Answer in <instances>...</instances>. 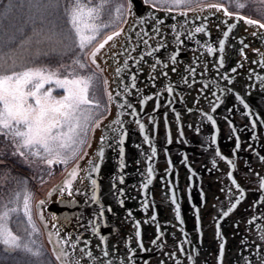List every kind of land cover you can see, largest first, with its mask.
Instances as JSON below:
<instances>
[{
  "label": "flooded vegetation",
  "instance_id": "1",
  "mask_svg": "<svg viewBox=\"0 0 264 264\" xmlns=\"http://www.w3.org/2000/svg\"><path fill=\"white\" fill-rule=\"evenodd\" d=\"M197 27L202 26L193 25V28H191V24L187 23V27L182 29L185 31L188 28L194 35H198L195 32ZM213 29L214 34L227 31V28L224 29L221 26H214ZM163 42L169 46V51L164 55L160 54L161 52L155 54V58L161 60L168 59L176 51V48L173 47L174 40L172 42L163 40ZM124 43L125 41L123 47ZM246 44H248V47L244 49L243 56L230 64L231 51L235 49L232 45L226 43V51L223 53L226 57L225 64L220 67L218 60L222 54L219 52V47L216 59L212 61L208 59L207 47L195 46L189 41L183 42L178 46L180 52L177 57L178 62L175 65L168 60L163 62L168 63L169 68L163 70L168 71L171 77L165 78L159 75L155 81L149 80L147 65H144L146 69L138 73L141 80L137 85L141 91L137 95L152 96L153 99L141 105L136 99L137 95H135V101H129L136 109L135 116L131 114L132 110L128 108L118 109L117 111L122 113L120 119L127 126L124 125L129 137H126L125 140H131V126L136 125L138 128L135 120L139 119L145 125L144 132L140 131L135 139L139 147L135 148L133 152L127 151L128 155L126 157L138 160L136 167H139V169L131 173L128 171L127 175L130 177L128 179L130 180L129 188L131 190L128 192L129 196L122 199L123 205L126 204V207L122 211L117 210L118 214L114 220H109L107 224L100 223L101 234L108 237L106 244H101L98 238L92 237L90 229L87 231L83 227L77 229L82 234V239L91 240L90 247L96 253H100V248L106 247L111 253V259L117 261V264L119 261L125 260L126 254L131 255L128 248L135 252V256L133 261H127V264H161V262L163 264H177V262L179 264H257L260 261V257L264 255V246H261L258 239L260 235L258 226L264 227V216L261 215L264 212V203L260 202L264 193L259 190L258 183L260 179L264 178V161L260 159L264 156V135L261 132L262 130H258L252 125L254 122L252 118L253 104L245 100L249 104V108L245 109L243 104L235 99V93H239L244 99H247L255 91L249 89L248 86L245 91H242L243 86L237 85L238 81L235 77L239 68L249 69L246 74L247 76L252 75L255 67H251L250 57L262 58L260 52H264V49L261 48L262 45L256 44L255 41ZM128 50V48H125V52ZM146 60L151 62L152 59L146 57ZM182 60L188 62L183 63ZM133 64L134 61L129 60V65L132 66ZM236 65L238 67L237 72L232 73L231 69ZM173 66L177 68V72H184L188 67L196 69L195 73H185L189 84H183L177 72L170 70ZM161 67L157 66L158 71ZM217 69L219 70L217 71ZM153 75L156 74L153 73ZM224 75L230 77L233 83L228 84V81L222 78ZM168 81L176 86L173 93L164 91V86ZM153 83L156 87H152ZM216 83H219L221 88L230 87L234 92H221L216 87ZM205 84L211 85V89H205L203 87ZM157 92L161 94L157 96ZM213 92H215V95H213ZM249 93L251 94L249 95ZM216 96H220L223 102L220 103L215 112H212V102L216 100ZM107 102L109 104V101ZM236 109L248 113L246 122H241L235 116L234 110ZM201 110L203 113L214 117L216 120L215 126L206 119ZM111 112L110 108L103 119L110 118ZM260 123L264 124V119H260ZM106 125L108 124L105 123ZM197 128H199V133L196 131ZM110 134L112 132H109ZM213 135L216 137L215 143L211 142ZM145 136L149 137L148 141H145ZM237 142L240 144L238 150L235 147ZM153 147L156 149V155L149 162L146 157L151 155V148ZM217 150L225 159L216 156ZM169 160L171 164H169ZM227 160L234 161L235 168L229 165ZM4 161L6 163L3 165L7 164L13 175L28 181L34 189L41 184H50L48 190L39 198L36 204L37 219L40 220L41 212H43L44 218L49 217L46 218L48 220H52L53 215L61 216L60 205L56 201L59 187L67 179V172L79 164L81 159L64 175L61 164L51 166L49 172L45 175L44 172H32L31 165L29 166L23 158L21 159L18 156L5 158ZM149 163L154 168V172L152 182L147 188H144L143 183L147 177L146 168ZM229 172L232 173V179H236L240 185L243 182L247 183L243 188L248 190V195H245L248 201L246 203L244 198L242 203L228 217L223 218L219 214L222 210H226L229 204V189L231 188L235 192V186L232 185V179L228 175ZM42 175L45 176L44 180H40ZM53 189H56V191L49 198L48 194ZM173 196L176 200L175 204L172 203ZM41 200L45 201L44 206L39 204ZM83 200L79 199V202L83 203ZM120 200L113 199L109 201L116 206L120 204ZM246 204H248V207ZM177 205L179 206V219L176 213ZM205 208L207 210L203 212ZM113 210L116 211V208ZM71 211V215H78L83 211V222L85 224L95 212L93 206L85 207L83 205H81V208L72 207ZM129 211L132 213L131 217L127 215ZM196 211H198L197 214L200 215L202 220H208V226L213 232L216 233V225H220V231L224 233L223 238L227 237L230 242L227 254L228 263L225 262L224 258L221 261L218 243L216 245L211 243L206 245L204 243V234L198 232L204 244L199 240L191 241V237H185V235L193 234L192 213H196ZM118 215L121 216L118 217ZM153 216L155 220L152 219ZM253 217H255V220L252 225H249L250 229L243 230L247 221ZM137 221H139V237L135 235L137 228L134 225ZM240 225H242V229ZM54 227L55 234L53 237H57L56 228L59 225ZM73 228H75V221H73L70 229H67V227L65 229L60 228V236L63 237L67 232H71ZM237 230L239 232L234 234ZM229 231L230 233L227 234L226 232ZM43 232L47 239L45 228ZM158 235L160 238L157 240ZM154 239L158 241L157 246L153 244ZM211 241H216V238H211ZM145 242L148 245H144ZM140 243H143L144 249H147V251L139 248ZM159 244L165 247L159 250ZM56 245V243L53 244L54 248H56ZM59 245L61 243H58ZM170 245L180 247L179 256H175L168 251L165 252V248L170 249ZM80 247H84V245L81 244ZM59 250L61 251V248ZM59 250L57 249L58 253ZM206 254H209V256H205ZM189 256H191V259H189Z\"/></svg>",
  "mask_w": 264,
  "mask_h": 264
},
{
  "label": "snow or ice",
  "instance_id": "2",
  "mask_svg": "<svg viewBox=\"0 0 264 264\" xmlns=\"http://www.w3.org/2000/svg\"><path fill=\"white\" fill-rule=\"evenodd\" d=\"M110 2H112V0H100L98 4L90 5L82 2V0H73L71 5L65 7L69 23L76 37V46L80 49V55H83L85 50L92 45L102 29L111 26L109 23H96V21L102 19L104 8ZM143 3L149 5L151 8H157L158 3H161L167 5V11H171L173 7L179 8L189 5L190 0H143ZM20 6L23 7V5ZM27 6L31 13L29 21L33 26V34L25 41H22L20 47L24 48L27 45L30 49L31 45L35 43L37 45L36 58L38 59L41 55L48 56L49 53H42L39 48V45L42 44L46 38L43 35V28H37L36 25L44 24L49 10L58 8L60 6V0H28ZM244 6V4H238L240 8ZM14 7H16V5L12 0H9V3L4 5L3 14L7 16L8 12ZM209 7L215 8L218 11L222 9V5L218 4H212L209 5ZM114 10L116 20H119L122 14H126L133 18V25L139 26L140 31L137 32L135 27L130 26L129 33L127 34H124L123 28L112 32L91 51L88 58H90L91 64L95 65V68L100 73H103L104 69L97 63L98 54H100L101 50L105 48L109 41H113L114 38L122 34L125 35V46L121 48L120 51L112 52L109 50V52L105 53V64H107L108 60H111L115 65L113 71V82L116 83V88L114 89L115 97H121L123 102H117L112 91H108L109 81L107 78H105L104 84L109 101V110L111 104L116 103L117 108L131 109V114L135 116L136 109L127 99V97L132 94V90H136L137 93L141 91L136 83L138 77L135 73L142 72L144 70V65H147L149 80L155 81L159 75L165 78L169 76V72L163 70L169 68L168 63H163L161 59L155 58V54L158 53L160 49L168 47V45L159 40L155 41L154 44L150 43V41L153 40L152 34L156 36L162 34L161 28L158 27V25H163L164 20L158 19L151 11L147 12L146 15L137 16L134 11L133 0H116L114 3ZM223 11L226 16L232 15L227 11V8H223ZM180 14L186 15L184 12ZM236 19L244 20L245 23L250 26L256 25L258 29H264V22L245 18L242 15L237 16ZM124 22L127 23V20ZM148 23H152L153 25L151 29L152 34L143 27L144 24ZM221 23L227 24V21L222 20ZM180 27L182 29L183 25ZM235 27L236 23L228 24L227 31L223 32V38L218 41L219 52L222 54L218 60L220 67L224 66L226 59L223 55L226 51L225 41L229 33L232 32ZM171 28L175 42L173 47L176 48V51L170 55L168 59L175 65L178 62L177 57L180 54L178 46L183 43L181 35L184 33L182 31H177V25L175 24L171 25ZM204 31V27H197L195 29L196 33H203ZM132 34H135V42H133ZM252 35L264 40V33L253 32ZM189 38H191V34H189ZM13 42L14 41H9V43ZM239 43L243 45L240 49L243 55V50L248 47V44H246L243 39H241ZM132 44H134V46L130 47V49L125 52V48ZM141 44L144 46L143 50L138 57H134L132 53L137 52ZM206 46L208 53L216 51V49L210 45ZM112 47L116 48L117 45L114 43ZM257 51H259V49H257ZM80 55L72 61V66L65 68V74H62L59 68L53 70L48 66L23 67L21 70H16V58L11 52H0V69H2L0 70V136L11 138L15 148V151L12 153L13 156L19 155L26 163L29 157L40 159L43 160L49 168L55 164H63L65 165V171H67L69 161L79 156L83 145L87 142L88 130L92 128V131H94L95 128L100 127L99 121H96L95 127H92V109L98 108L99 104L89 97V90L92 87L93 81L96 79V72H91L87 75L83 74L88 68V65L80 59ZM122 56L125 58L123 60L119 59V57ZM260 56L264 57V52H260ZM146 57L153 59L149 62L146 60ZM9 60H11L10 68L5 67ZM129 60L134 61L132 66L129 65ZM254 63H259L261 67H264V59L254 61ZM157 66H162L159 71ZM61 67L64 66L61 65ZM77 68L81 70L79 73L77 72ZM170 70L172 72H177V68L174 66ZM218 70L219 69H217V71ZM195 71V68L188 67L184 72H177V74L180 81L187 85L189 84V80L185 73H195ZM231 71L232 73H236L237 68L233 67ZM153 73L156 75H153ZM222 78L227 80L228 84L233 83V80L227 75H224ZM250 78L251 74L249 75V79ZM256 78L260 81L262 86L261 91L264 92V77L257 74ZM152 87H156L155 83H153ZM175 87L176 86L171 81H168L164 86V91L173 93ZM203 87L205 89H211L212 86L205 84ZM216 87L221 92H234L230 87L221 88L219 83H216ZM248 87H251V85H248ZM57 90L60 91L59 97L54 95V92ZM160 94V92L156 93L157 96ZM250 94L251 93H249V95ZM213 95H215V92H213ZM136 99L141 105H144L148 100L153 99V97L137 95ZM235 99L243 104L245 109L249 108V104L245 102L244 97L239 93H235ZM198 102L197 100V103ZM222 102L221 97L216 96V100L212 102L211 111L215 112ZM189 111H191V109H189ZM202 114L206 116V119L210 121L213 126L216 125V120L212 115L203 113V111ZM121 115L122 113L117 112L116 118L105 126V131L100 137V144L95 152V156L88 160L87 168L82 169L79 164H77L71 171L67 172V179H65L63 185L59 187L58 203L64 204L65 206L81 208V203L77 201L76 197L83 196V205L85 207L98 205V208L88 219L86 224L83 222V211L78 215L65 217V223L62 227H72V223L75 221V228H73L71 232H67L63 237L60 236L61 229L59 227L56 228L58 243L62 245L61 251L56 254V259L60 264H117V261L111 259V253L106 247L100 248V253H96L92 250L90 247L91 240L82 239V234L79 233L77 229L81 227L86 231L90 229L91 236L98 238L101 244H106L108 242V237L101 234L100 223L105 217V211L111 212L112 208L109 207L108 209H104L103 205L100 203V198L98 196L99 184L94 174L98 175L100 172L101 163L105 158L106 146L114 147L118 150L121 168L125 166V148L123 145L128 136V131L124 127L125 122L120 119ZM135 123L138 125L140 131L144 132L145 125L141 123L139 119L135 120ZM253 127H255V124H253ZM196 131L199 133V128H197ZM109 132L116 133V135L110 136ZM144 139L148 141L149 137L145 136ZM105 141H112L113 143L106 145ZM215 141L216 137L213 135L211 137V142L215 143ZM88 146L91 147L90 144ZM137 147H139V145H137ZM235 147L237 150L240 148L239 142H237ZM215 154L221 159H225L218 150ZM85 155H87V153H85ZM155 155L156 149L153 147L151 148V155L147 156L146 159L150 162ZM260 159L264 161V156L260 157ZM0 163H3V161H0ZM213 163H215V161H213ZM227 163L235 168L234 161L227 160ZM169 164H171L170 160ZM153 172L154 168L151 163H149L146 168L147 177L143 183L144 188H147L152 182ZM81 173H83V175ZM228 175L229 178L232 179V173L229 172ZM41 179H43V177H41ZM25 183H27L26 180ZM120 183H124L123 176L120 177ZM232 185L235 186V192H233L231 188L229 189V204L226 210H222L219 214V216L223 218L228 217L245 198V189L241 187L236 179H232ZM258 188L264 193V178L259 180ZM55 191L56 189H53L52 192H49V198H51ZM31 197L32 194L25 189L23 212L32 230L30 236L38 233L30 210ZM19 202L20 194L17 193L16 206L10 208L5 204L3 211H0V244L13 250L23 249L25 252L39 257L41 255L40 251L38 249L34 250L30 246V244H35V241L30 240L29 243L21 244V238L15 235L9 226L11 215L20 210ZM260 202L264 203V195H262ZM119 203L123 205V200L121 199ZM172 203H176L174 196L172 198ZM39 204L44 206L45 201L41 200ZM176 213L179 219L178 205L176 206ZM127 215L131 217V211H129ZM261 215L264 216V212H262ZM40 218L42 220L44 219L43 212H41ZM152 219L155 220V217L153 216ZM52 220L59 223V218L55 215L52 216ZM254 220L255 217L249 219L247 224L252 225ZM134 226L137 228L135 235L139 237V221H137ZM258 231L260 232L258 239L261 242V246H264V227L258 226ZM159 238L158 235L157 240ZM216 239L220 241L218 247L219 256L222 261L225 254L226 241L223 239L219 224L216 225ZM155 243L156 241H153V244ZM81 244H83L84 247H80ZM97 247H99V245H97ZM139 248L143 251H147V249H144L143 243L139 244ZM128 252L131 253V255L126 254L125 260L119 261L118 264H127V261H133L135 252L131 248H128ZM189 259H191V256H189ZM161 264H163V262H161ZM177 264H179V262H177ZM257 264H264V255L260 257V261H258Z\"/></svg>",
  "mask_w": 264,
  "mask_h": 264
},
{
  "label": "rangeland",
  "instance_id": "3",
  "mask_svg": "<svg viewBox=\"0 0 264 264\" xmlns=\"http://www.w3.org/2000/svg\"><path fill=\"white\" fill-rule=\"evenodd\" d=\"M228 1L229 4L238 8L235 11H231L222 2ZM16 5L11 9L7 16L4 13V5L9 3V0H0V52H11V54L16 58V70H21L23 67H34V66H48L53 70L59 68L62 74H65V68L72 66V61L80 55V49L76 46V37L74 31L68 20V16L65 12V7L73 3V0H60V6L58 8L50 9L44 24H37V28H43V35L46 38L42 44L39 45L41 52L49 53L48 56L41 55L38 59L36 58V48L37 45L33 43L31 48L26 45L24 48L20 47L22 41H25L28 37L33 34V26L29 21V16L31 13L28 9V0H12ZM84 3L90 5H96L100 0H82ZM116 0L108 3L104 8L102 19L96 21L98 24L109 23L111 26L102 29L97 39L89 46L83 55H80V59L88 65V68L83 74L87 75L91 72H96V79L92 83V87L89 90V97L99 104L98 108L92 109L93 120L91 121L92 127H95L96 121L103 119L108 111V102L105 91L104 77L95 68V65L91 64L89 57L92 50L101 43L107 35L114 31L121 29L125 19L126 14H122L119 20L115 19L114 3ZM218 4L222 7L227 8V11L232 15L240 16L245 18L254 19L257 21L264 22V0H190L189 5L182 6L179 8L173 7L171 11H185L193 10L199 7H209V5ZM238 4H244L243 8L238 7ZM20 5H23L21 7ZM167 5L158 3L155 9L166 10ZM111 8H113V15L111 16ZM245 11L253 13V16L246 15ZM9 41H14L9 43ZM109 49H107L106 53ZM101 58V57H100ZM98 59L97 63L101 66L104 64V58ZM63 65L64 67H61ZM5 67H11V60L8 61ZM108 67L104 64V68ZM2 70V69H0ZM81 70L77 68L79 73ZM54 95L59 97L60 91L54 92ZM92 128L88 130L87 142L83 145L79 156L70 160L67 165V171L75 165V163L84 155L85 151L91 143ZM15 151L13 142L11 138H6L0 136V166L4 163L5 158L14 157L12 153ZM21 158L19 155L16 157ZM22 159V158H21ZM24 160V159H23ZM25 162V160H24ZM28 164L31 165L32 172L46 173L49 172V167L44 163L43 160L36 159L33 157L28 158ZM63 175L67 172L65 171V165L61 164ZM6 177V178H5ZM44 178L45 176L42 175ZM45 179V178H44ZM40 179V180H44ZM50 184H41L38 188H33L29 182L25 183V180L13 175L11 171L6 170V168H0V211H3L4 205L7 204L8 207L16 206V195L20 194L19 207L20 210L17 213L11 215L9 226L13 233L21 238V244L29 243L30 240H34L35 244H30V246L35 250L38 249L41 253L39 257L33 256L23 249H15V255L13 257H21L22 259H29L34 264H59L58 261L53 257V250L51 245L45 240L43 228L36 216V204L39 198L48 190ZM25 189L32 194L30 201V210L33 222L35 223L38 233L31 235V227L28 225L27 217L23 212V197ZM6 248L3 244H0V252L5 255V258L0 256V264H25L20 262L16 258H6L10 255L5 254L3 249ZM10 249V248H8ZM13 250V249H12ZM3 260V261H2Z\"/></svg>",
  "mask_w": 264,
  "mask_h": 264
},
{
  "label": "water",
  "instance_id": "4",
  "mask_svg": "<svg viewBox=\"0 0 264 264\" xmlns=\"http://www.w3.org/2000/svg\"><path fill=\"white\" fill-rule=\"evenodd\" d=\"M133 5H134V11L136 12L137 16L140 15H146L147 12L151 11L158 19H162L164 20V24L163 25H158V27L161 28V32L162 34L159 36H156L155 34L151 33V29H152V23H148V24H144L143 27L150 33L153 35V40L154 43L155 41L159 40V41H163L166 40L167 42H172L173 39V35H172V28L171 25H177V31H182L184 34L182 35V41L183 42H192L195 46H199V47H207L206 45H210L211 47H213L214 49H216L215 52L213 53H208L207 51V56L209 60L214 61L216 58V55L218 54V41L223 38V33H218V34H214L213 31V27L214 26H221L224 29L227 28L228 24H232V23H236V27L232 30V32L229 33L228 38L226 39L225 43H228L230 45H232L234 47L235 50L231 51V56H230V64L233 63L234 61L236 62V60L240 57L243 56L240 52V49L243 47V45H241L239 43V41L241 39L244 40L245 43H249L252 41H255L256 44L262 45L261 48L264 49V40H261L260 38H258L257 36H253L252 33L253 32H260V33H264V29H258V26L256 25H247L245 23L244 20H237V16L236 15H231V16H226L224 11H223V7L221 10H217L215 8H211V7H199L190 11H177V12H172V11H167V10H158L155 8H151L148 5H145L143 3V0H133ZM184 12L186 13V15H181L180 13ZM128 22L126 23L125 27L123 28L124 30V34L129 33V27H135L136 31L139 32L140 31V27L133 25V18L128 16ZM191 19H193L192 21H190ZM227 21V24H223L221 23V21ZM205 21V22H203ZM213 22V23H212ZM187 23L191 24V28H193V25L196 26H202L204 27L206 30L208 31H204L203 33H197L198 35H194V33L192 31H190L188 28L183 31V29H181V25H183V28L187 27ZM122 34L119 37L114 38L113 41H109V43L105 46L104 49L101 50L100 54H98L99 58L101 57L102 59H106L105 57V53L107 51V49L111 50L112 52H117L120 51L121 48H123V42L125 41V35ZM168 34H171L168 36ZM189 34H191V38H189ZM133 36V42L134 39H136L135 34H132ZM184 36V37H183ZM153 40L150 41V43H153ZM194 40V41H193ZM116 44L117 47L113 48L112 45ZM153 43V44H154ZM237 45V47H236ZM125 46V43H124ZM134 46V44L132 45H128V49H130V47ZM255 46V45H254ZM144 46L143 44H141L140 49L137 50L136 54L132 55L134 57H137L136 55L140 54V52L143 50ZM108 50V52H109ZM169 51V46L166 48H162L159 53L164 55L165 53H167ZM244 52V50H243ZM100 58V59H101ZM125 57H119V59L123 60ZM153 59V58H151ZM261 59H264V57L262 58H253L250 57V61H251V67L254 66V73L251 75V78L249 79V76H247V71L249 69H244V68H239L237 67V65L235 66V68L237 67L238 69V74L236 75L235 79H237V85L238 86H243L242 87V91L246 90V87L248 85H251V87H249V89L254 90L255 92L249 96L247 99H245L246 101H249L253 104V110H252V118H253V124H255V128H258V130H262V134L264 135V124L260 123V119H264V92L261 91V84L260 81L256 78L257 74L261 77H264V67H261V65L259 63H254V61H260ZM170 61L169 59H165ZM165 60H162V62H164ZM183 63L188 62L187 60H182ZM103 63L105 64V60L103 61ZM104 64L101 66V68L104 69V76L105 78H107V80L109 81V89L110 91H112L113 96L115 97V91L114 89L116 88V83L113 82V71L115 68V65L113 64V62L111 60H108L107 62V66L106 68H104ZM161 67V66H160ZM146 69V68H144ZM138 77L136 83L138 84V82L141 80V77L138 73H135ZM149 74V71L147 72V76ZM169 77H171V75H169ZM127 82V81H126ZM139 87V86H138ZM255 87V88H253ZM135 95H137L136 90H132V94L127 97V99L130 101H135ZM117 102H123L121 97H115ZM111 108H112V112L110 115V118L105 119L101 124L100 127L96 129L95 133H94V137L93 140L91 142V147L88 148L87 150V155H85L82 160L79 162V166L82 169L87 168V162L89 159L94 158L95 156V152L100 144V137L101 135L104 134V129H105V123L109 124L111 121H113L116 118L117 115V111L119 108H117L116 103H112L111 104ZM235 111V116L237 118L240 119L241 122H246L247 120V115L248 113H246V111L241 110V109H236ZM135 124V123H134ZM125 125V123H124ZM126 126V125H125ZM127 127V126H126ZM130 136H131V140L127 141L125 140V144L123 145V147L126 146L125 148V156H124V164L125 166L123 168H121V161H120V156L118 153V150L114 147H107L105 149V158L104 161L101 163V168H100V172L99 174H94L95 178L98 181L99 184V189H98V196L100 198V203L103 205L104 209H108L109 207L112 208L111 212H107L105 211V217L102 219L101 223H108L109 220H114L118 214L117 210L119 209V211H122L124 209V207H126V204L124 205H116L114 206L109 200H113V199H124L125 197L129 196L128 192L129 190H131V188H129L130 186V180H128L130 177L128 174L133 172L134 170H138L139 167H136L138 160H132L131 157H126L128 155V150L130 152H133L135 150V148H137V144L138 142L135 141V139L137 138L138 133L140 132L139 127L137 128L136 125L135 126H131L130 127ZM116 135V133H112L110 134V136H114ZM129 137V136H127ZM109 143H113L112 141H105V144H109ZM83 175V173H81ZM123 176L124 178V183H120V177ZM126 176V177H125ZM247 183L243 182L241 184V187L246 186ZM134 189V187H133ZM246 194L248 195V190H245ZM122 193V194H121ZM58 196H59V192H58ZM67 199V198H66ZM76 199H84L83 196H78L76 197ZM57 201V200H56ZM247 198L245 196V202L247 203ZM81 205H83V203L80 201ZM59 208L61 210V216L56 215L59 218V223H57L56 221L53 220H48L46 217L43 220L40 218V221L42 223V225L44 226V228L46 229V234L47 237L49 239H51L54 243H56L58 245V238L57 237H53V235L55 234V227L54 225H59V228L65 229V227H62L65 223V217H69L72 214V207L73 206H65L64 204L59 203ZM248 207V204H246ZM84 206V205H83ZM108 207V208H107ZM118 207V208H117ZM98 208V205H93V209L96 211V209ZM116 208V211H114L113 209ZM207 208H205L203 210V212H206ZM198 211L193 212L192 213V221L191 224L193 226V234L192 235H185L186 238H190L191 241H195V240H199L202 244H213L216 245L218 243H220V241L218 239H216V241L212 242L211 238H216V233L212 231V229L208 226V220H202L200 218V215L197 214ZM120 214V213H119ZM208 214V213H206ZM121 215H118V217ZM115 223V222H114ZM103 226V224H102ZM240 228L242 229V225H240ZM249 228V225L246 224L243 227V230H247ZM67 229H70V227H67ZM250 229V228H249ZM235 230V229H234ZM241 230V231H243ZM198 232H200V234H204L205 235V241L204 243L202 242V237L200 235H198ZM239 232V230L235 231L234 234H237ZM227 234L230 233L226 232ZM51 234V235H50ZM224 236V233H222ZM120 237V236H118ZM117 237V238H118ZM226 241V245H225V254H224V260L225 262L228 263V251H229V245L230 242L227 240V237L223 238ZM156 241L155 245L157 246L158 241L156 239H154ZM253 240V239H252ZM144 245H148L147 242H145ZM60 247L62 245H59ZM159 250L161 248H164V245H160L159 244ZM171 246V245H170ZM193 246V244H192ZM204 246V245H203ZM254 247V244H253ZM219 248V247H218ZM169 252L171 254H174L175 256H179L180 254V247H177L174 245L170 247V249L165 248V252ZM4 252L6 254H13L14 251L8 248L4 249ZM173 252V253H172ZM197 255H199V253H197ZM205 256H209V254H206ZM233 261V260H232Z\"/></svg>",
  "mask_w": 264,
  "mask_h": 264
},
{
  "label": "trees",
  "instance_id": "5",
  "mask_svg": "<svg viewBox=\"0 0 264 264\" xmlns=\"http://www.w3.org/2000/svg\"><path fill=\"white\" fill-rule=\"evenodd\" d=\"M224 5H226L227 6V8H229L231 11H235V9H237L238 10V8L237 7H235V6H233V5H231V4H229L228 3V1H223L222 2ZM113 8H111V13H110V15L112 16L113 15ZM245 14L246 15H251V16H253V13H250V12H247V11H245ZM6 162H8L7 160H5ZM6 168V170H11V168L7 165V164H5V165H2V166H0V168ZM12 171V170H11ZM0 256H2V258H5V255L3 254V253H1L0 252ZM6 258H16L17 260H19L20 262H24L25 264H34L32 261H30L29 259H22L21 257H13V256H10V257H6ZM3 261V260H2Z\"/></svg>",
  "mask_w": 264,
  "mask_h": 264
}]
</instances>
